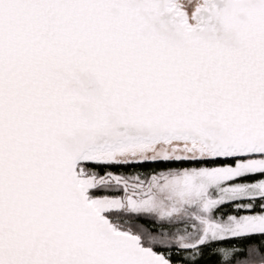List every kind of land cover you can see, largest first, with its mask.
Returning a JSON list of instances; mask_svg holds the SVG:
<instances>
[{
    "label": "snow or ice",
    "instance_id": "obj_1",
    "mask_svg": "<svg viewBox=\"0 0 264 264\" xmlns=\"http://www.w3.org/2000/svg\"><path fill=\"white\" fill-rule=\"evenodd\" d=\"M0 264H264V0H0Z\"/></svg>",
    "mask_w": 264,
    "mask_h": 264
},
{
    "label": "trees",
    "instance_id": "obj_2",
    "mask_svg": "<svg viewBox=\"0 0 264 264\" xmlns=\"http://www.w3.org/2000/svg\"><path fill=\"white\" fill-rule=\"evenodd\" d=\"M126 171L129 172V173H133V172L144 171V170H142V169L131 168V169H127Z\"/></svg>",
    "mask_w": 264,
    "mask_h": 264
}]
</instances>
